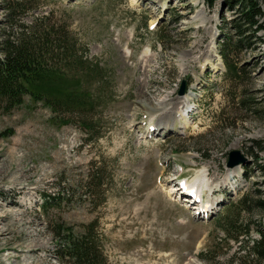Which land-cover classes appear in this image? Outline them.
<instances>
[{
  "label": "rangeland",
  "instance_id": "374dc122",
  "mask_svg": "<svg viewBox=\"0 0 264 264\" xmlns=\"http://www.w3.org/2000/svg\"><path fill=\"white\" fill-rule=\"evenodd\" d=\"M237 13L232 0H0V55L12 30L46 15L97 69L77 73L99 122L90 144L61 108L29 96L10 110L0 105V264H63L55 225L81 230L93 220L109 264H240L234 257L249 247L230 242L217 222L244 194L264 200V30L263 41L251 35L240 49L242 78L232 80L220 43L236 35ZM232 150L249 162L226 183ZM94 161L105 198L77 191L41 206L46 193L76 190ZM199 174L207 218L171 192ZM252 210L241 213L249 245L264 228V212Z\"/></svg>",
  "mask_w": 264,
  "mask_h": 264
},
{
  "label": "trees",
  "instance_id": "16d2710c",
  "mask_svg": "<svg viewBox=\"0 0 264 264\" xmlns=\"http://www.w3.org/2000/svg\"><path fill=\"white\" fill-rule=\"evenodd\" d=\"M213 2L214 0H208L209 4ZM232 2L238 8L234 19L237 32L235 36L231 34L223 38L220 51L227 63L230 78L236 81L242 78V70L237 64L240 49L245 45L246 47L252 45L253 40L249 38L251 35L255 36L257 41L263 39L257 35V32L264 30V0H232ZM14 6L8 15L14 14ZM46 17V15L39 16L30 24L21 23L20 27H17L16 31L12 30V34H8L2 42L0 105L5 104L4 109L10 110L21 105L24 98L29 96L34 102L45 103L57 111L61 108L69 118L74 117L79 120L78 124L87 133L86 141L93 143L99 138L95 126L99 122L89 116L95 109L96 99L93 93L84 87L82 74L77 73V70L88 69L87 73H89L94 72L95 68L89 67L87 62L89 59L83 52L78 53L76 42L67 31H62V28L59 29L53 23H48ZM160 36L161 41L169 39L166 33L161 32ZM87 50L88 48L86 52ZM245 102L246 99L241 100V103ZM63 121L65 124H70L74 120ZM105 176L103 166L94 161L76 190L70 187L66 192L46 193L42 207L48 210L77 191L91 201L103 196L105 198L107 187ZM252 208L264 212V200L244 194L217 222V226L230 242L243 241V248L249 247L245 256L234 257V260L239 261L240 264H264V228L258 229V237L252 238L251 245L248 244L250 241L244 240L251 233L250 224L241 223V213L246 210L252 212ZM96 223L97 220H93L85 224L81 230L57 223L54 228L57 243L56 258L63 264H109Z\"/></svg>",
  "mask_w": 264,
  "mask_h": 264
},
{
  "label": "bare ground",
  "instance_id": "6f19581e",
  "mask_svg": "<svg viewBox=\"0 0 264 264\" xmlns=\"http://www.w3.org/2000/svg\"><path fill=\"white\" fill-rule=\"evenodd\" d=\"M189 95V94H188ZM187 95V96H188ZM191 95V94H190ZM164 109L163 108H158V109H156V112L157 111H163ZM153 129V128H152ZM151 129V130H152ZM158 129V128H157ZM241 167V166H240ZM239 166H235V167H232V168H230V170H229V172H228V175H227V178L225 179V181H226V183H229V180L231 179V178H233V174H234V172H239L240 170H241V168H240ZM203 173V172H202ZM230 174V175H229ZM200 175V174H199ZM205 176V175H204ZM204 176H202V175H200V176H198L197 175V177L193 180V182L191 183V185L192 186H197V187H200V186H203V184H204V182H205V177ZM235 177V176H234ZM225 183V184H226ZM179 186V185H178ZM177 188V187H176ZM176 188H172V190H171V192H175V190L174 189H176ZM173 192V193H174ZM173 193H171V194H173ZM205 198V197H204ZM193 204V203H192ZM205 205V206H204ZM203 205V207H202V211H200V214L201 213H204V211H207V209L206 208H209L208 207V205L207 204H204ZM209 211H211L210 209H209ZM208 211V212H209ZM1 234H4L3 232L1 233ZM189 264H199V262H197V261H192V262H190Z\"/></svg>",
  "mask_w": 264,
  "mask_h": 264
},
{
  "label": "water",
  "instance_id": "95a60500",
  "mask_svg": "<svg viewBox=\"0 0 264 264\" xmlns=\"http://www.w3.org/2000/svg\"><path fill=\"white\" fill-rule=\"evenodd\" d=\"M185 91L186 86L184 82L179 93L182 95L185 93ZM247 162H249L248 158L240 150H232L229 152V159L227 162L228 167H235L239 164H244Z\"/></svg>",
  "mask_w": 264,
  "mask_h": 264
}]
</instances>
